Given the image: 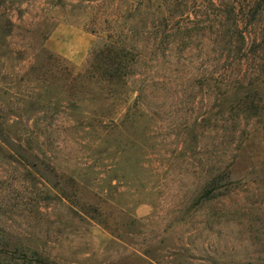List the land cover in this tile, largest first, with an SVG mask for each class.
Returning a JSON list of instances; mask_svg holds the SVG:
<instances>
[{"label":"rangeland","instance_id":"obj_1","mask_svg":"<svg viewBox=\"0 0 264 264\" xmlns=\"http://www.w3.org/2000/svg\"><path fill=\"white\" fill-rule=\"evenodd\" d=\"M0 241L264 264V0H0Z\"/></svg>","mask_w":264,"mask_h":264},{"label":"crops","instance_id":"obj_2","mask_svg":"<svg viewBox=\"0 0 264 264\" xmlns=\"http://www.w3.org/2000/svg\"><path fill=\"white\" fill-rule=\"evenodd\" d=\"M57 34H59L58 30L56 31L53 37L55 38L53 41L55 42L56 49L61 50L60 48L63 47V45L62 43L57 42V38H56ZM84 48L86 47L83 46L82 50ZM75 56H81V54H75ZM174 251H176L175 248ZM117 255L118 256L116 258L117 261L116 264H162V263H157L156 261H154L152 256H150L144 251H141L139 248H135V247H128L125 249L124 252H118ZM175 256H176L175 252H170L168 253L167 256L164 257L168 260H172L173 258H175Z\"/></svg>","mask_w":264,"mask_h":264},{"label":"trees","instance_id":"obj_3","mask_svg":"<svg viewBox=\"0 0 264 264\" xmlns=\"http://www.w3.org/2000/svg\"><path fill=\"white\" fill-rule=\"evenodd\" d=\"M2 248V243L0 241V249ZM44 264H56V263H52V262H49V261H43Z\"/></svg>","mask_w":264,"mask_h":264}]
</instances>
